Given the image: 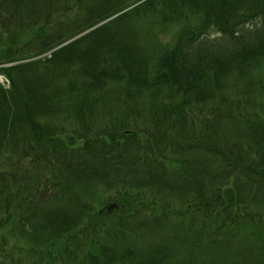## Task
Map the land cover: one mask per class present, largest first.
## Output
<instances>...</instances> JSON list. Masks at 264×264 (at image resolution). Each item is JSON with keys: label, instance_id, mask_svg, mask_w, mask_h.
<instances>
[{"label": "trees", "instance_id": "trees-1", "mask_svg": "<svg viewBox=\"0 0 264 264\" xmlns=\"http://www.w3.org/2000/svg\"><path fill=\"white\" fill-rule=\"evenodd\" d=\"M57 1L0 0L57 48L0 67V264H264V0Z\"/></svg>", "mask_w": 264, "mask_h": 264}, {"label": "rangeland", "instance_id": "rangeland-1", "mask_svg": "<svg viewBox=\"0 0 264 264\" xmlns=\"http://www.w3.org/2000/svg\"><path fill=\"white\" fill-rule=\"evenodd\" d=\"M56 4H57L56 13L54 15H52L51 18H49V20H48V24H49L48 31L53 32V33L56 32L60 26H67V25L71 24L72 23L71 19L77 14V8L72 1L70 2L72 8L71 7L67 8L66 7L67 5L64 3L63 0L61 2H60V0H58ZM5 15H6V13H5ZM6 18H7V15H6ZM44 23H45V21H43L40 25H42ZM58 24H59V26H58ZM7 30H8V27L6 28V27L0 26V33H2V38L6 42H8L10 40L9 39V33H7ZM169 32L160 31L159 36L161 38L163 37L164 40L167 41L168 39L171 38V35ZM57 35H59V33H57ZM34 36H35V34H34L33 30H28V32L26 34L22 35L21 39L25 40V39H28L29 37L32 39ZM211 36L214 37L215 34H212ZM44 56H49V53L48 54L46 53V55H44ZM19 60H26V59H19ZM0 65L5 66L7 64L3 63ZM4 76L5 75H3V73L0 71V84L1 85H7L9 83L7 78ZM79 142H82V141H79ZM14 162L21 163L23 161L15 159V160H13V163ZM24 163H27V162L24 161ZM5 164H6V160L2 159L0 161V169L7 168V165H5ZM10 239H11V237H10ZM4 241H6V238L0 236V244ZM24 242L28 243V245H27L28 248L24 247V250L29 251V248L36 250L35 248H37V247L28 237H23L21 239V243H24ZM67 242H70V241L67 239ZM13 243H14V241L11 240L10 245H12ZM72 243L73 242H71V245H72ZM4 246H5V243H3L2 247H4ZM2 247H0V248L2 249Z\"/></svg>", "mask_w": 264, "mask_h": 264}, {"label": "water", "instance_id": "water-1", "mask_svg": "<svg viewBox=\"0 0 264 264\" xmlns=\"http://www.w3.org/2000/svg\"><path fill=\"white\" fill-rule=\"evenodd\" d=\"M115 207H117L116 203H110V204L107 205V208H108L109 211H111Z\"/></svg>", "mask_w": 264, "mask_h": 264}]
</instances>
